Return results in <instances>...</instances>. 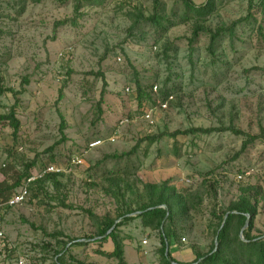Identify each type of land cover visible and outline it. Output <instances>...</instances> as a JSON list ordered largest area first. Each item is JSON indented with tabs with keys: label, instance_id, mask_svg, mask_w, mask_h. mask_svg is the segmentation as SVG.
<instances>
[{
	"label": "rangeland",
	"instance_id": "obj_1",
	"mask_svg": "<svg viewBox=\"0 0 264 264\" xmlns=\"http://www.w3.org/2000/svg\"><path fill=\"white\" fill-rule=\"evenodd\" d=\"M192 1L199 5L205 0ZM247 2L215 0L211 15L183 23L180 0H160L159 23L139 20L130 30L134 14L153 13L152 0H101L84 4L76 25L60 26L54 33L55 21L73 15L72 0L63 4L0 0V115L15 100L6 90L18 91L23 78L29 80L23 85L25 91L17 95V134L0 120V181L21 172L31 161L35 162L31 172L50 162L64 167L89 141L118 131L114 142L88 150L81 165L65 171L59 177L61 186L47 180L43 189H32L24 203L3 209L0 264H18L20 258L25 259L23 264H54V250L68 238L94 234L95 223L84 210L114 216L116 204L104 192V180L114 172L131 185L126 194L132 208L141 182L169 180L177 189L202 191L198 209L180 221L181 240L170 247L171 254L186 263L209 249L211 226L216 222L210 214L213 206L225 209L239 189L250 184L261 185L264 194L263 139L239 155L242 137L228 131L176 139L163 136L150 145L143 139L190 127L231 124L251 134L264 128V41L257 38L252 17L235 26L232 38L224 34L215 41L214 57L207 50V35H199L191 53L186 39L197 22L214 30L245 16ZM262 10L264 14V3ZM255 16L259 22L262 14ZM99 72L106 82L101 113ZM136 80L150 94L149 98L144 95L140 106ZM155 83L160 98L174 96L166 110L154 105L150 88ZM145 107L153 109V124L140 118L119 124ZM61 118L65 140L56 144L61 138ZM134 146L129 155L105 158ZM205 181L216 189V198L210 189H201L208 185ZM118 230L127 264H158L156 231L143 229L138 219ZM252 232H264V197L259 200ZM143 239L149 241L146 251L140 249ZM97 246L91 242L74 247L70 254L87 264H116L115 259L95 254ZM101 248L110 250L112 242H102Z\"/></svg>",
	"mask_w": 264,
	"mask_h": 264
},
{
	"label": "trees",
	"instance_id": "obj_2",
	"mask_svg": "<svg viewBox=\"0 0 264 264\" xmlns=\"http://www.w3.org/2000/svg\"><path fill=\"white\" fill-rule=\"evenodd\" d=\"M33 4L41 3L42 1H50L54 3H66L68 0H29ZM73 1V15L61 20H57L53 23V32L56 29L64 25H76L77 20L82 16L81 9L84 4L91 2H100L101 0H72ZM183 12L181 14V22L185 23L195 18L197 20L205 19L214 11L215 0H205L204 2L195 4L192 0H180ZM153 13L147 17L143 16L140 12L134 14V19L130 26V30L139 22V20L150 21L159 23L158 7L160 0H152ZM264 0H258L254 3L253 0L247 2V14L231 21L227 26H218L214 30L205 27L198 22L193 26L190 36L187 39L188 50L191 53L193 51V45L197 41L200 34L207 35L209 42L207 50L209 54L214 57V43L215 41L228 34L230 38L234 36L235 26L247 21L252 17L256 23V35L259 40L264 41V14H263ZM262 14L261 19L258 22L256 14ZM162 19V18H161ZM264 69V68H262ZM69 72V71H68ZM103 78V88L101 90V96L98 101V112L101 113L100 103L103 101V95L105 92V79L101 72L97 73ZM28 78H23L22 88L18 91H14L8 88L6 91H11L15 100L10 106L7 113L0 115V120L6 121L9 127L12 129L14 135L17 134L20 121L16 116V107L18 105L17 95L25 91L23 85H27ZM65 84L59 89L57 101L62 98V90ZM138 105H142L144 95L149 98L142 89L139 82L136 80ZM167 96V95H166ZM165 96V97H166ZM163 97V98H165ZM126 117V116H125ZM127 117H131L127 115ZM65 128L63 118L59 126L61 138L56 144L65 140V134L63 133ZM228 131L236 136L242 137V142L239 151L236 155L244 152L251 144L256 140H264V128L260 127L258 134H251L236 128L233 125L228 126H213V127H190L184 130L176 129L172 132H161L145 136L143 139L150 145L155 141H158L163 136L176 139L178 135H208L213 132ZM136 146H134L129 152L122 154L106 155L105 158H121L129 155L133 152ZM35 162L31 161L24 165L21 172L15 173L11 176L5 177L0 181V204L9 200L18 187L22 184L23 180L31 174L32 168ZM6 168L3 167L2 171L6 174ZM63 173H50L46 174L43 178L37 179L30 185V192L32 189H43V184L47 180H51L58 188L61 186L59 177ZM107 185L104 187L105 194L109 195L115 202L116 208L114 216L109 214L103 216H97L91 210L85 209L88 217L94 221L96 231L94 234L79 237L68 238L67 242H63V246L60 249L54 250V264H87L78 259H75L70 253L74 247H82L91 242L93 245H99L95 248L94 253L98 256H103L108 259H115L116 264H126L124 260L123 250V238L119 236V228L124 224L135 219L139 220V223L144 229L156 231L159 238L160 246L157 249L159 254L158 264H264V232L254 234V221L258 214V203L261 198L264 197L263 189L259 184H250L239 189L238 194L232 199L225 209L220 210L217 206H213L210 210L211 216L216 222L211 226L213 233V240L209 246V249L200 254H196L190 262L178 261L170 252L172 244H176L180 238L179 230L181 229L180 221L185 215L192 210H197L202 199L203 193L198 190L191 192L189 189H177L169 180H163L161 182H141V193L136 197V207L132 208V202L127 197V191L131 190V185L123 181V178L118 172H114L111 176L105 178ZM202 186V190L213 191L214 197H217V191L210 184V181H205ZM216 183V182H215ZM209 186V187H208ZM30 195V194H29ZM63 203V201H61ZM65 207L72 209L71 205L63 204ZM8 208V207H6ZM246 219L248 225L244 227ZM32 225V224H31ZM114 227L112 228V226ZM244 227V228H243ZM112 228V229H111ZM109 229L110 232L104 235ZM242 233L240 234V232ZM50 234V236H55ZM110 240L112 242V248L105 250L101 248L102 242ZM216 241V246H215ZM168 248L167 254L164 253L165 248ZM94 264V263H89Z\"/></svg>",
	"mask_w": 264,
	"mask_h": 264
},
{
	"label": "built area",
	"instance_id": "obj_3",
	"mask_svg": "<svg viewBox=\"0 0 264 264\" xmlns=\"http://www.w3.org/2000/svg\"><path fill=\"white\" fill-rule=\"evenodd\" d=\"M117 60L120 61V57H117ZM130 90L129 87L125 88V91L128 92ZM150 93L153 96V102L154 105L156 106V108L158 110H166L169 103L172 102L174 96L173 94H168L165 98H160L159 97V87L158 85L155 83L151 86L150 88ZM144 105V104H142ZM136 118H140V120L144 121L145 123H147L148 125H151L154 123V119H153V109L152 108H141L139 110L138 113L131 115V117H124L119 121V124H124V123H134V121H137ZM118 136V131L117 129H115L114 131H112V133L104 138H97V139H93L91 141H89L86 146L84 147V149L81 151V153L79 155H75V156H71L68 159L67 164L64 167H60L58 164L56 163H47L45 164L41 170L39 171H35V172H31V174L29 176H27L22 184L18 187V189L16 190V192L14 193V195L7 200L5 203L0 204V224H1V213L3 211L4 208L8 207V208H12L15 206H18L22 203H24L27 198L29 197L30 194V185L35 182L37 179H41L43 178L46 174H50V173H64L65 171H70L72 169V167H76L82 164V157L83 155L88 151L91 150L93 148H96L98 146H100L101 144H103L105 141L106 142H114L115 139ZM3 236L2 231L0 230V237ZM146 240H142V244H145ZM24 258H20L18 260V264H23L24 263Z\"/></svg>",
	"mask_w": 264,
	"mask_h": 264
},
{
	"label": "water",
	"instance_id": "obj_4",
	"mask_svg": "<svg viewBox=\"0 0 264 264\" xmlns=\"http://www.w3.org/2000/svg\"><path fill=\"white\" fill-rule=\"evenodd\" d=\"M247 225H248V220L246 219V222H245L244 227H246ZM113 227H114V225L112 226V228H113ZM244 227H243V228H244ZM112 228H111V229H112ZM111 229H109L104 235H106L107 233H109ZM241 233H242V231L240 232V234H241ZM215 246H216V241H215ZM167 251H168V248H167V246H166L164 253L167 254ZM172 263H173V264H178V263H176V262H172Z\"/></svg>",
	"mask_w": 264,
	"mask_h": 264
},
{
	"label": "crops",
	"instance_id": "obj_5",
	"mask_svg": "<svg viewBox=\"0 0 264 264\" xmlns=\"http://www.w3.org/2000/svg\"><path fill=\"white\" fill-rule=\"evenodd\" d=\"M139 221V220H138ZM144 229V228H143ZM147 230H149V229H147ZM144 240V239H143ZM146 240V243L145 244H142V241H140V249H144L145 251H146V247H147V245H148V240L147 239H145ZM141 253V252H140ZM139 254V253H138ZM124 260H125V258H124ZM125 262H126V260H125ZM126 264H127V262H126Z\"/></svg>",
	"mask_w": 264,
	"mask_h": 264
}]
</instances>
